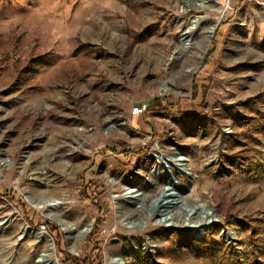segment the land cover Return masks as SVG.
<instances>
[{
    "label": "rangeland",
    "instance_id": "obj_1",
    "mask_svg": "<svg viewBox=\"0 0 264 264\" xmlns=\"http://www.w3.org/2000/svg\"><path fill=\"white\" fill-rule=\"evenodd\" d=\"M35 230L55 264H264V0H0V264Z\"/></svg>",
    "mask_w": 264,
    "mask_h": 264
},
{
    "label": "bare ground",
    "instance_id": "obj_2",
    "mask_svg": "<svg viewBox=\"0 0 264 264\" xmlns=\"http://www.w3.org/2000/svg\"><path fill=\"white\" fill-rule=\"evenodd\" d=\"M201 20V17L200 16H197V18H192L188 25L186 26V29L184 30L185 31V34L186 36L189 35L190 32H192L193 30L197 29L198 27V22ZM211 28H213V26H211ZM182 158L183 156L181 154H177L176 157H175V161L177 163V161H180L179 164L180 165H183L182 163ZM160 160V159H159ZM159 162V161H158ZM178 165V163H177ZM160 166L157 165V167L155 169H159ZM179 168V167H178ZM135 190L132 189V188H126L125 189V192L123 193V197H132V196H135ZM57 201L54 200V199H51V200H46V201H43L41 202L40 204H38L37 206L38 207H45V206H49V205H54ZM207 217H205V222L206 220H210V216H208V214H206ZM197 225V224H195ZM28 227V226H27ZM23 228L25 229L26 227L23 226ZM31 229V231L33 232L34 228L33 227H28ZM64 229H68L70 230L71 227L69 226H66L64 225L63 227ZM26 230V229H25ZM24 231V230H23ZM30 231V232H31ZM29 232V231H28ZM35 233H36V237L44 244L45 248L42 250V252L37 256V258L35 259V264H55V261L50 257L53 249H52V245H51V242L48 241V237L47 235L44 233V232H41L39 230H35ZM119 260H117V264H119L118 262Z\"/></svg>",
    "mask_w": 264,
    "mask_h": 264
},
{
    "label": "water",
    "instance_id": "obj_3",
    "mask_svg": "<svg viewBox=\"0 0 264 264\" xmlns=\"http://www.w3.org/2000/svg\"><path fill=\"white\" fill-rule=\"evenodd\" d=\"M186 34H185V31L183 32V37L185 38ZM25 226H27V224H25Z\"/></svg>",
    "mask_w": 264,
    "mask_h": 264
}]
</instances>
